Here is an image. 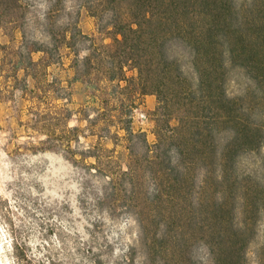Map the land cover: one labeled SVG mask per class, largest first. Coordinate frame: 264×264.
I'll return each mask as SVG.
<instances>
[{
  "label": "trees",
  "instance_id": "trees-1",
  "mask_svg": "<svg viewBox=\"0 0 264 264\" xmlns=\"http://www.w3.org/2000/svg\"><path fill=\"white\" fill-rule=\"evenodd\" d=\"M81 8L97 38L83 35L76 19L56 26L44 16L36 39L25 0H0L5 84L31 99L66 100L47 70L60 64L61 48L71 51L72 81L90 98L79 132L95 138L79 157L93 160L97 205L129 215L137 229L123 263L246 264L264 225V157L243 164L264 147V0H79ZM78 43H86L82 57ZM232 69L249 81L237 96L226 92ZM144 96L156 101L153 143L132 126ZM47 114L69 118L66 110ZM60 126L64 135L78 131ZM35 131L46 139L34 150L73 154L69 140L53 142L50 124ZM255 259L264 264V238Z\"/></svg>",
  "mask_w": 264,
  "mask_h": 264
},
{
  "label": "rangeland",
  "instance_id": "rangeland-1",
  "mask_svg": "<svg viewBox=\"0 0 264 264\" xmlns=\"http://www.w3.org/2000/svg\"><path fill=\"white\" fill-rule=\"evenodd\" d=\"M28 9V34L41 38V28L36 20L50 16L55 25L65 26L76 19L77 28L83 35L98 37L95 20L84 9H79V0H25ZM77 12V16L75 13ZM17 43L20 35L16 34ZM106 42V41H105ZM0 43L9 44L0 31ZM77 44L78 57L84 56ZM38 56L34 55L33 59ZM9 55L0 52V260L2 264H125L122 261L127 249L135 244L137 229L132 218L121 212L111 215L97 205L99 181L87 166L92 159L79 157V151L94 142V137L79 132L85 129L83 108L90 105L87 90L79 82H73L70 65L73 55L69 49L61 48L60 64L48 68V73L57 79L61 95L66 100H54L39 93L31 99L19 91L11 92L10 82L5 84L3 76ZM128 77L135 71H126ZM10 81V80H8ZM28 89L33 81L28 80ZM249 81L242 72H229L226 92L229 96L240 95ZM133 111L132 126L146 134L149 143L154 142L149 113L155 108V97L144 96L138 100ZM69 112L63 121L67 128L77 127L69 135L61 133L62 120H53L49 110ZM89 118L95 115L88 112ZM50 124L54 127V143L69 145L73 151L34 150L46 139L35 129ZM111 148L110 144L106 145ZM120 148H117L119 151ZM72 157L77 162H72ZM264 157L260 155L243 159L247 165ZM264 225L261 223L256 238L247 253L246 264H257L255 252L262 244ZM133 264H140L135 259Z\"/></svg>",
  "mask_w": 264,
  "mask_h": 264
},
{
  "label": "crops",
  "instance_id": "crops-1",
  "mask_svg": "<svg viewBox=\"0 0 264 264\" xmlns=\"http://www.w3.org/2000/svg\"><path fill=\"white\" fill-rule=\"evenodd\" d=\"M148 97V96H147ZM149 97H154V96H149Z\"/></svg>",
  "mask_w": 264,
  "mask_h": 264
},
{
  "label": "bare ground",
  "instance_id": "bare-ground-1",
  "mask_svg": "<svg viewBox=\"0 0 264 264\" xmlns=\"http://www.w3.org/2000/svg\"><path fill=\"white\" fill-rule=\"evenodd\" d=\"M0 264H2V263H1V260H0Z\"/></svg>",
  "mask_w": 264,
  "mask_h": 264
}]
</instances>
